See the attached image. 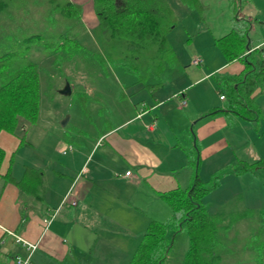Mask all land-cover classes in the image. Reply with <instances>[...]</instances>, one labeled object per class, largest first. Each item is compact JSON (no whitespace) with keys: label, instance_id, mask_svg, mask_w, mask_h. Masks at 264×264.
I'll list each match as a JSON object with an SVG mask.
<instances>
[{"label":"crops","instance_id":"crops-1","mask_svg":"<svg viewBox=\"0 0 264 264\" xmlns=\"http://www.w3.org/2000/svg\"><path fill=\"white\" fill-rule=\"evenodd\" d=\"M38 1L42 5L26 8L32 13V21H42L32 24V28L42 31L47 25L45 19L66 23L68 18L59 12L52 13L49 6ZM66 1L80 8L79 22L85 29H98L93 0ZM170 1L181 12L182 23L189 9L179 0ZM200 1L201 9L188 11L198 14L192 21V33H186L187 48L191 51L186 59L190 67L182 70L188 83L177 94L179 107L172 109L173 104L166 106L156 96L152 107L147 103L143 110L134 107L128 116L124 111L126 117L110 123L92 141H72L53 151L52 156L48 154L47 159L39 152L30 153L32 143L24 148L23 139L7 131L0 132V147L5 151L0 171V264H20V259H28V264H130L150 223L165 222L173 214L161 194L191 185L195 169L187 164L196 145L201 162L207 161L232 147L230 132L245 129L247 139L239 146L246 149L245 161L264 158V151L253 149L255 140L264 138V119L256 123L231 112L209 114L225 107L226 99L221 98L220 106L212 102L207 110H193L191 92L206 82L209 89L217 92L213 74L233 77L243 72V60L228 61L216 40L238 24H244L249 27L251 48L264 45V0ZM12 12L16 17L23 10L16 8ZM47 26L53 33L63 29L54 23ZM169 39L173 44L170 36ZM93 41L101 45L97 39ZM196 58L201 59L199 64L193 63ZM50 64L55 65L54 61ZM199 66L203 67L196 68ZM254 95L263 112L264 87ZM182 101L186 104L182 105ZM159 105L166 109L157 110ZM186 106L188 110H183ZM24 128L23 124L20 130ZM70 146L73 149L69 150ZM22 149H26L25 155L13 167V157ZM49 159L54 162L50 169ZM27 167L44 173L45 190L40 198L24 193L14 182H4L3 176L8 172L20 180ZM261 173L264 169L247 171L239 177L257 182L255 174ZM66 196L74 199L76 205L64 202ZM46 219L51 221L47 223ZM17 237L36 248L32 251ZM262 257L264 264V250Z\"/></svg>","mask_w":264,"mask_h":264},{"label":"trees","instance_id":"trees-1","mask_svg":"<svg viewBox=\"0 0 264 264\" xmlns=\"http://www.w3.org/2000/svg\"><path fill=\"white\" fill-rule=\"evenodd\" d=\"M40 1L49 6L52 13L59 12L64 18L72 16L73 5L66 0ZM179 1L189 10L202 8L200 0ZM93 3L99 20L97 34L105 46L108 61L145 83L151 78L158 80L165 68L176 64L177 54L169 41V33L181 22V12L170 0H93ZM33 5L42 4L38 0H0V19L9 24L1 14L7 9L12 12L19 8L23 12L13 16L11 22L32 28V24L42 22L39 19L32 21V13L26 10ZM45 20L47 25L56 23L55 20ZM248 30V26L238 24L216 40L225 58L230 62L242 59L245 69L233 77L213 74L217 92L226 98V105L209 114L231 112L257 123L263 114L254 94L264 87V45L251 48ZM0 33V132L15 134L21 120L35 123L40 114L39 63L31 53L38 48L53 47L54 37L63 38L65 35L32 31L28 35H6L11 37L7 42L3 40L2 31ZM161 85L159 79L146 87L154 92ZM196 148L197 145L189 154L187 164L195 169L191 185L161 194L173 214L165 222L150 223L130 264H162L168 257L175 235L183 229L188 234L189 243L182 264L221 263L217 248L224 242L223 234L242 217L241 214L227 217L222 213H211L202 203L201 198L214 190L219 180L217 172L209 180L200 177L201 159ZM4 159L5 151L0 147V171ZM258 169H264V158L244 161L230 172L243 174ZM43 176L41 169L27 167L20 180H15L11 172L3 179L5 183L14 182L24 193L40 198L45 190ZM252 242L261 251L256 264H263L264 240L257 242L254 234Z\"/></svg>","mask_w":264,"mask_h":264},{"label":"rangeland","instance_id":"rangeland-1","mask_svg":"<svg viewBox=\"0 0 264 264\" xmlns=\"http://www.w3.org/2000/svg\"><path fill=\"white\" fill-rule=\"evenodd\" d=\"M188 11L184 21L169 34L173 44L170 39L169 41L178 55L176 66L165 68L159 78L163 82L162 85L151 93L146 84L156 83L159 79L151 78L147 83L138 81L137 76L129 75L123 68L108 61L105 46L97 34L98 29H85L79 22L80 8L73 6L72 16L68 17L66 23H55L63 29L53 26V29H57L55 35L62 32L69 39L54 37L53 47L38 48L31 53V57L39 62L40 114L35 123L26 120L20 122L15 135L24 140V148L32 143L34 147L31 144L33 150L30 153L39 152L42 158L47 159L48 154L52 156L53 151L57 152L72 141H92L110 123L114 124L117 119L126 117L124 111L128 116L134 107L138 110L146 109L145 103L152 107L155 105L156 96L162 99L166 106L173 104L172 109L179 107L177 94L180 87L188 83V77L183 71L190 67L186 59L187 55H191L186 42L189 35L186 33H192V21L195 22V16L198 14L197 11ZM14 14L16 13L8 12V9L1 14L10 23L9 25L0 19V32L5 36L3 40L10 42L11 37L8 36L12 34L28 35L32 31H38L36 28L20 27L19 24L12 23ZM43 25L41 24V27ZM42 29L41 32H50L47 25ZM94 39L101 45H96ZM50 61H54L55 65H51ZM67 84L71 85V94L64 95L61 90ZM191 92L193 110H207L213 105L210 104L212 102L219 106L221 104L220 93L214 88L209 89L207 82L197 85ZM160 106L157 110L166 109ZM183 110H188V106ZM262 114L264 119V111ZM262 119L260 122H263ZM23 124L25 128L21 131ZM261 132L262 130L259 133ZM230 133L232 149L222 151L199 165V175L202 179L209 180L217 172L219 180V185L203 196L201 201L211 212L222 213L227 217L241 214L242 217L229 232L223 234L224 242L217 248L220 264H256L261 251L256 249L252 241L254 234L257 242L264 240V173L255 174L258 177L257 182L253 179L248 182L239 177L242 174L230 172L231 168H238L247 159L244 155L246 149L239 148L247 139L245 129ZM253 149L264 151V138L255 140ZM24 152L26 149H22L13 157V167H16V163L25 155ZM49 162L50 169L54 162L50 159ZM188 243L186 230L179 231L175 235L167 259L162 264H182Z\"/></svg>","mask_w":264,"mask_h":264},{"label":"built area","instance_id":"built-area-1","mask_svg":"<svg viewBox=\"0 0 264 264\" xmlns=\"http://www.w3.org/2000/svg\"><path fill=\"white\" fill-rule=\"evenodd\" d=\"M201 62V59L200 58H196L193 63L194 64H199ZM221 99H226L224 96H220ZM186 102L185 101H182V105H185ZM73 149L72 146L69 147V150ZM130 172H127V175H129ZM64 202H69L71 205H76V201L74 199H71L70 200V197L69 196H66L65 199H64ZM51 221V219H46L45 222L49 223ZM17 241L21 242L23 245L27 246L29 249H31L32 251L36 248V245L35 244H32L30 242H28L27 240L23 239V238H20V237H17ZM20 264H28L29 263V260L26 259V260H19L18 261Z\"/></svg>","mask_w":264,"mask_h":264},{"label":"water","instance_id":"water-1","mask_svg":"<svg viewBox=\"0 0 264 264\" xmlns=\"http://www.w3.org/2000/svg\"><path fill=\"white\" fill-rule=\"evenodd\" d=\"M61 93L64 94V95L71 94V85L67 84L66 87L63 90H61Z\"/></svg>","mask_w":264,"mask_h":264}]
</instances>
